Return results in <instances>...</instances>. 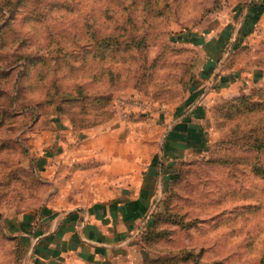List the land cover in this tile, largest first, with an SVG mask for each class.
I'll return each mask as SVG.
<instances>
[{
	"label": "rangeland",
	"instance_id": "374dc122",
	"mask_svg": "<svg viewBox=\"0 0 264 264\" xmlns=\"http://www.w3.org/2000/svg\"><path fill=\"white\" fill-rule=\"evenodd\" d=\"M128 97H191L211 138L134 264H264V0H0V264H27L8 219L50 193L60 114L76 133Z\"/></svg>",
	"mask_w": 264,
	"mask_h": 264
},
{
	"label": "crops",
	"instance_id": "0c3cea01",
	"mask_svg": "<svg viewBox=\"0 0 264 264\" xmlns=\"http://www.w3.org/2000/svg\"><path fill=\"white\" fill-rule=\"evenodd\" d=\"M192 99L76 133L61 113L66 136L44 158L50 193L40 208L8 219L27 242V264H134L138 228L168 206L181 169L209 154L206 113Z\"/></svg>",
	"mask_w": 264,
	"mask_h": 264
},
{
	"label": "built area",
	"instance_id": "2783aa9c",
	"mask_svg": "<svg viewBox=\"0 0 264 264\" xmlns=\"http://www.w3.org/2000/svg\"><path fill=\"white\" fill-rule=\"evenodd\" d=\"M117 102H119L117 100ZM114 107V111L117 112V117L122 122H128L135 117L141 116L144 111H151L152 107L148 104L138 102L135 97L124 98L123 101L117 103ZM163 105H160L158 109H163Z\"/></svg>",
	"mask_w": 264,
	"mask_h": 264
},
{
	"label": "trees",
	"instance_id": "16d2710c",
	"mask_svg": "<svg viewBox=\"0 0 264 264\" xmlns=\"http://www.w3.org/2000/svg\"><path fill=\"white\" fill-rule=\"evenodd\" d=\"M158 220H159V214L156 216V218H153L151 221H149V224L147 227L151 228L153 225H155L156 221Z\"/></svg>",
	"mask_w": 264,
	"mask_h": 264
}]
</instances>
